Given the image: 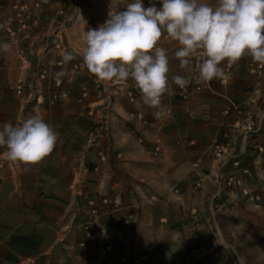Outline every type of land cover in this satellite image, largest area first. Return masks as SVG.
<instances>
[{
  "label": "crops",
  "instance_id": "1",
  "mask_svg": "<svg viewBox=\"0 0 264 264\" xmlns=\"http://www.w3.org/2000/svg\"><path fill=\"white\" fill-rule=\"evenodd\" d=\"M26 1L32 5L34 0ZM12 2L0 0L1 23ZM110 4L111 0H43L37 9L38 26L23 29L13 20L9 22L13 33L0 28V43L12 44L10 52L0 51V121L13 120L14 124L39 114L59 133L54 151L39 164L6 161L0 168V264H25L57 253L84 257L91 247L104 251V241L98 236L85 239L80 224L88 200L105 194H118L122 199L120 209L103 217L117 254L133 252L137 257L142 249L152 248L158 264H222L224 245L200 236L203 222L210 219L206 216L214 213L219 199L225 197L212 179L210 154L224 119L223 102L206 91L192 92L187 99L178 95L171 77H187L189 71L179 67L174 52L180 46L168 37H162L159 44L170 58V92L158 110L144 105L141 93L137 103L130 104L118 92L124 81H101L89 73L80 56L84 35L109 18ZM65 52L75 59L64 63ZM248 60L252 59L245 55L234 64L226 85H219L217 79L212 83L238 101L253 100L248 108L256 111L264 108V75H248ZM57 72L63 73L60 78L69 94L50 105L47 100L57 91L52 82ZM19 83L21 95L14 90ZM137 108L149 119L144 129L130 118ZM103 117L109 122L102 130V144L110 142L111 152L100 170L94 171L97 148L89 140L92 124ZM140 134L142 142L137 140ZM154 138L161 140L158 155L150 144ZM258 139L264 142V129ZM241 146L238 139L236 150ZM4 150L0 148V158ZM246 157L255 159L250 147ZM197 160L199 169L207 174L203 189L195 187L193 163ZM253 169L248 183L264 188L260 177L264 162L256 161ZM229 170L226 165L224 172ZM232 194L225 191L228 197H234ZM129 213L133 219L125 226L123 220Z\"/></svg>",
  "mask_w": 264,
  "mask_h": 264
},
{
  "label": "clouds",
  "instance_id": "2",
  "mask_svg": "<svg viewBox=\"0 0 264 264\" xmlns=\"http://www.w3.org/2000/svg\"><path fill=\"white\" fill-rule=\"evenodd\" d=\"M145 8L142 0H111L109 18L84 35L80 52L89 73L101 81L131 79L140 91L143 104L160 109L170 92L169 56L158 46L162 37L180 46L174 52L179 67L192 71L197 61V79L209 83L226 79L222 62L236 64L245 55L264 65V0H160ZM123 5L126 11H118ZM113 9H115L113 11ZM4 25H0V28ZM12 50L9 42L0 43V51ZM75 59L65 52L62 61ZM62 72L55 73L57 78ZM180 89L191 80L171 77ZM160 115L159 111L154 113ZM59 141V133L39 115H30L18 124L0 126L2 158L24 165L39 164L50 156Z\"/></svg>",
  "mask_w": 264,
  "mask_h": 264
},
{
  "label": "built area",
  "instance_id": "3",
  "mask_svg": "<svg viewBox=\"0 0 264 264\" xmlns=\"http://www.w3.org/2000/svg\"><path fill=\"white\" fill-rule=\"evenodd\" d=\"M43 0H34L31 5L26 0H13L10 4L9 12L4 15V20L2 23L4 25L3 29L7 33H13V28L10 26L9 22L16 20L23 29H28L33 26H38L40 23V17L38 15L37 9L41 7ZM144 7H150L155 4L156 7H161L160 0H146L142 2ZM115 9H113L114 11ZM118 11H125L123 5L119 6ZM111 11V9H110ZM3 17V16H2ZM0 22V25L2 24ZM158 46L163 47L161 44ZM170 60V58H169ZM25 59L23 63H26ZM197 61L193 60L192 71H189L186 78L191 80V83L185 88L180 89L178 86L176 91L180 97L187 99L192 92L195 91H206L209 92L222 100V113L224 119L216 131L213 138L210 154L212 155L214 161V173L213 180L217 187L219 194L225 196V191L235 194L241 199L262 202L264 201V190L252 188L248 183V179L252 177L251 166L245 160L248 147L251 148L255 155V159L252 161L254 164L256 161L260 160L264 162V142L258 139V135L262 129H264V108L253 109L248 108L249 105H253V100L238 101L229 94L216 89L213 86V80L209 83H202L197 79V72L195 71ZM169 63V68H170ZM234 64H229L228 62L224 65V71L226 73V79H217L219 85L224 86L227 84L228 79L231 76ZM77 65L73 66L76 70ZM245 71L248 75L260 78L264 75V65L253 60H248L245 64ZM53 84L57 87V91L50 96V104H54L57 100L67 97L69 91L63 87L61 78L54 76ZM123 87L118 90L126 100L135 105L138 101L140 91L136 88L134 82L129 79L122 83ZM22 85L19 83L15 86L14 90L17 94L22 93ZM40 96L37 95L35 100L37 101ZM104 118V117H103ZM130 118L138 128H146L149 125V120L144 114L142 108H137L130 113ZM19 119L16 124L22 122ZM100 129V127H99ZM98 129V130H99ZM240 139L242 146L240 149L236 150V141ZM139 142L143 141L142 134L137 136ZM91 141V139H90ZM152 152L154 155H158L161 152V140L160 138H154L151 142ZM107 153H105L104 148L98 150V159L94 171H99L101 165L106 162ZM7 160L0 158V168L6 163ZM252 164V165H253ZM226 165H230V170L224 172ZM193 167L196 170L197 181L195 182V187L197 189H203L205 187V179L207 174L199 169V160L193 163ZM261 178L264 179V171L261 172ZM88 207L85 210V220L80 224L81 229L84 234V238H90L93 236H98L102 241H104V248L106 250L111 249L110 242L108 239L105 226L102 224V219L112 210H118L122 207V199L118 194H105L96 201L95 198H90L87 202ZM133 219V214L129 213L124 218L123 223L129 224ZM121 261H125V256L120 257Z\"/></svg>",
  "mask_w": 264,
  "mask_h": 264
},
{
  "label": "rangeland",
  "instance_id": "4",
  "mask_svg": "<svg viewBox=\"0 0 264 264\" xmlns=\"http://www.w3.org/2000/svg\"><path fill=\"white\" fill-rule=\"evenodd\" d=\"M49 99L50 96L47 100L48 104H50ZM20 119L23 120L22 118ZM7 121L12 122L13 120H1L0 123ZM108 122L109 119L105 122L103 118L92 124L91 132L93 134L91 133V141L89 140V144L97 148V159L98 150L104 148L105 153H107L106 161L108 153L111 152V143L107 142L105 146L102 144L104 136L102 130H105ZM16 123L17 121L14 125ZM100 138H102L101 141L99 140ZM253 159L252 157H246V161L250 163L252 171H254ZM251 187L264 190L261 187ZM232 195L234 197L220 198L215 212L206 216V218L210 217V219L203 222L205 227H203L204 230L200 237L205 238L207 241L217 240V242L226 246H222L221 256L227 258L223 259L222 264L226 263L225 261L228 264H264V201L253 202L241 199L235 194ZM102 224L104 225L103 219ZM129 224L124 225L128 226ZM105 230L107 233L106 227ZM107 236L108 239L106 241L111 244V249L109 250L102 248L104 249L103 251L100 248L91 247L86 251L84 257H73L65 253H57V256L53 255L49 258L45 255L38 256L28 260L25 264H158L154 261L152 248H149V251L145 248L142 249V252L138 253L137 257L133 252L117 254L112 237L108 233ZM145 254L148 255L146 258L144 257ZM121 256H125V261L120 260Z\"/></svg>",
  "mask_w": 264,
  "mask_h": 264
}]
</instances>
